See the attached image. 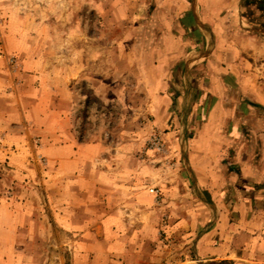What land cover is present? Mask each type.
Here are the masks:
<instances>
[{
    "label": "rangeland",
    "instance_id": "1",
    "mask_svg": "<svg viewBox=\"0 0 264 264\" xmlns=\"http://www.w3.org/2000/svg\"><path fill=\"white\" fill-rule=\"evenodd\" d=\"M198 3L221 21L222 0H0V207L24 215L20 264H205L195 243L216 218L189 163L203 113L182 107L201 71L186 55L213 44L186 23ZM239 14L264 38V14ZM232 42L218 66L241 65ZM242 55L259 71L251 95L226 80L248 117L236 146L264 167V60Z\"/></svg>",
    "mask_w": 264,
    "mask_h": 264
},
{
    "label": "crops",
    "instance_id": "2",
    "mask_svg": "<svg viewBox=\"0 0 264 264\" xmlns=\"http://www.w3.org/2000/svg\"><path fill=\"white\" fill-rule=\"evenodd\" d=\"M230 1L222 0L227 5L220 7L222 22L218 21L219 24L209 19L203 3H198L197 12L187 7L184 13L187 25L192 28L205 26L213 41L211 51L189 52L186 55L191 58L189 68L195 66L196 71H201L189 76L190 87L185 86V95L182 97V107L190 108L186 116L187 123L197 114L203 113L202 127L192 140L189 163L198 199L206 208L204 216L216 218L215 224L196 241L195 253L205 264H258L262 261L251 260L254 255L249 250H262L259 258L264 260V167L260 161L251 160L248 150L237 151L236 126H240V122L248 117L240 112L237 114L240 107L230 98L226 80L233 81L230 83L236 86H232L234 89L252 94L251 90L256 84L252 78L259 69L245 60L242 54L253 52L255 57L258 54L264 60V38L255 34L252 26H248L240 16L241 0ZM216 27L221 29L220 33ZM225 37L237 42L236 45L232 42L235 47L229 44V50L233 52V59L240 58L241 65L233 61L217 65V62H222L223 54L218 42L225 41ZM238 42L241 43L240 47ZM245 82L248 86L243 85ZM234 155L240 158L231 161ZM227 158L229 160L224 161ZM206 199L214 201L215 206L208 209ZM0 216L8 221V225L0 228V232L6 236L0 241V264H20L25 249L16 242V237L21 228H25L18 222L24 215L16 214L5 206L0 207ZM254 228L258 230L255 237L252 235Z\"/></svg>",
    "mask_w": 264,
    "mask_h": 264
},
{
    "label": "trees",
    "instance_id": "3",
    "mask_svg": "<svg viewBox=\"0 0 264 264\" xmlns=\"http://www.w3.org/2000/svg\"><path fill=\"white\" fill-rule=\"evenodd\" d=\"M243 2L246 3V5H253L264 14V0H243Z\"/></svg>",
    "mask_w": 264,
    "mask_h": 264
}]
</instances>
